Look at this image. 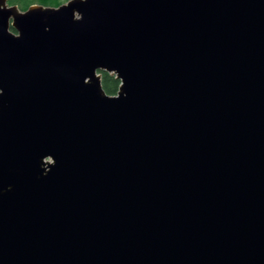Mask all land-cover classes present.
I'll return each mask as SVG.
<instances>
[{
    "label": "water",
    "instance_id": "obj_1",
    "mask_svg": "<svg viewBox=\"0 0 264 264\" xmlns=\"http://www.w3.org/2000/svg\"><path fill=\"white\" fill-rule=\"evenodd\" d=\"M8 1L0 264H264V0Z\"/></svg>",
    "mask_w": 264,
    "mask_h": 264
},
{
    "label": "trees",
    "instance_id": "obj_2",
    "mask_svg": "<svg viewBox=\"0 0 264 264\" xmlns=\"http://www.w3.org/2000/svg\"><path fill=\"white\" fill-rule=\"evenodd\" d=\"M68 0H9V5L17 6L21 11L26 10L32 5H41L47 7H58ZM101 86L107 95H116L119 87V81L108 73L101 72Z\"/></svg>",
    "mask_w": 264,
    "mask_h": 264
},
{
    "label": "flooded vegetation",
    "instance_id": "obj_3",
    "mask_svg": "<svg viewBox=\"0 0 264 264\" xmlns=\"http://www.w3.org/2000/svg\"><path fill=\"white\" fill-rule=\"evenodd\" d=\"M8 2H9V1H8ZM8 5H9V3H8ZM20 11H21V10H20ZM24 11H25V10H24ZM9 31H11L13 34L17 35V33H16L12 28H10ZM100 75H101V72H100Z\"/></svg>",
    "mask_w": 264,
    "mask_h": 264
},
{
    "label": "rangeland",
    "instance_id": "obj_4",
    "mask_svg": "<svg viewBox=\"0 0 264 264\" xmlns=\"http://www.w3.org/2000/svg\"><path fill=\"white\" fill-rule=\"evenodd\" d=\"M65 3V2H64Z\"/></svg>",
    "mask_w": 264,
    "mask_h": 264
}]
</instances>
